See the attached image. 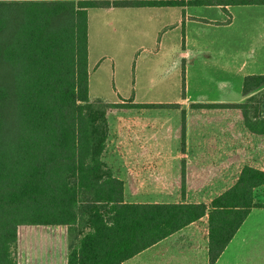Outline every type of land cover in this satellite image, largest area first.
I'll return each instance as SVG.
<instances>
[{
  "label": "trees",
  "instance_id": "16d2710c",
  "mask_svg": "<svg viewBox=\"0 0 264 264\" xmlns=\"http://www.w3.org/2000/svg\"><path fill=\"white\" fill-rule=\"evenodd\" d=\"M194 5L264 0H0V264H122L205 216L209 263L221 256L264 187V75L243 79L241 103L192 105L227 108L259 140L260 163L209 206L125 202L103 154L109 116L128 105L88 94L90 9Z\"/></svg>",
  "mask_w": 264,
  "mask_h": 264
},
{
  "label": "crops",
  "instance_id": "0c3cea01",
  "mask_svg": "<svg viewBox=\"0 0 264 264\" xmlns=\"http://www.w3.org/2000/svg\"><path fill=\"white\" fill-rule=\"evenodd\" d=\"M194 7L199 6L171 8L182 12L184 24L193 27L194 35L197 32L198 37L201 35L198 31L202 29L195 27L205 25L200 23L201 17L191 14L192 10L220 9L218 6ZM103 9L110 11L113 8ZM179 37L181 42L171 47L159 44L161 47L155 56L163 63H157V68H152L148 74L145 94H175L174 99L137 103L128 99L135 95L130 97L127 93L126 99L120 97L119 102L110 103L130 102L129 106L113 112L139 113L131 117L133 123H130L138 128L133 126L126 134L129 138L137 134L141 137L140 152L103 154L113 176L123 182L124 200L128 203H204L209 206L215 197L234 184L245 162L256 166L261 161L259 140L248 137L242 122L226 114L227 108L192 105L243 102V79L249 75H264L263 58H248L249 54L241 58L229 57L224 50L227 44L218 51L211 50L209 45L190 39L185 30ZM91 55L88 11L89 97L90 65L94 66L96 59H102V55L99 59ZM133 104L161 106L135 107ZM162 113L165 114L163 117L173 115L166 130L158 122H149L160 120ZM133 129L139 132L135 133ZM163 144L168 147L161 149L159 146ZM259 170L264 171L261 167ZM129 185H139L138 193L130 189L133 199L128 196ZM254 202L258 206L251 208L214 264H264V187L256 190ZM207 224L208 217L205 216L122 264H210Z\"/></svg>",
  "mask_w": 264,
  "mask_h": 264
},
{
  "label": "rangeland",
  "instance_id": "374dc122",
  "mask_svg": "<svg viewBox=\"0 0 264 264\" xmlns=\"http://www.w3.org/2000/svg\"><path fill=\"white\" fill-rule=\"evenodd\" d=\"M191 14L201 17L200 23L205 25L195 27L197 30L202 29L198 31L201 33L198 37L197 32L196 36L194 35L193 27L184 24V16L178 8L118 7L110 11L102 8L90 9L91 57L98 58L102 55V59H96L97 64L90 65L91 102L117 103L120 97H129L127 93L130 97L134 94V97L128 99H134L137 103L174 99L175 94L159 96L152 93L145 96L147 78L152 68H157V63H163L160 57L155 56L157 49L161 47L159 44L171 47L172 44L181 42L179 33L184 30L190 39L209 45L211 50L218 51L221 46L227 44V49L224 50H227L229 57L241 58L249 54L248 58L264 60V5L231 6L228 13L207 7L196 11L193 9ZM125 104L129 106L130 102ZM133 115L138 116L139 113L113 112L109 117L106 154L140 152L143 143L141 137L137 134L129 138L126 134L127 130L134 126L130 124L133 123ZM168 115L170 116L163 117L165 114L162 113L160 120L149 122H158L160 127L165 129L173 116ZM132 131L139 132L138 129ZM159 147L166 149L168 146L163 144ZM130 189L137 190L138 193L139 185L128 186L129 199L132 198ZM135 200H138V197ZM49 235H45L47 239ZM64 241L62 239L61 246L58 245L60 252L66 251ZM54 246L53 240H44L42 243L43 249L46 247L49 251L50 248L51 252L56 251Z\"/></svg>",
  "mask_w": 264,
  "mask_h": 264
},
{
  "label": "water",
  "instance_id": "95a60500",
  "mask_svg": "<svg viewBox=\"0 0 264 264\" xmlns=\"http://www.w3.org/2000/svg\"><path fill=\"white\" fill-rule=\"evenodd\" d=\"M261 107H262V109H264V103L262 104V106H261Z\"/></svg>",
  "mask_w": 264,
  "mask_h": 264
}]
</instances>
